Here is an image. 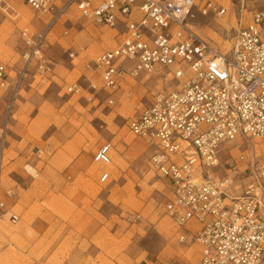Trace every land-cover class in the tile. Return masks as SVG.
I'll use <instances>...</instances> for the list:
<instances>
[{
  "label": "rangeland",
  "instance_id": "obj_1",
  "mask_svg": "<svg viewBox=\"0 0 264 264\" xmlns=\"http://www.w3.org/2000/svg\"><path fill=\"white\" fill-rule=\"evenodd\" d=\"M3 1L8 8L0 7V64L11 67V77L7 88L0 86V147L11 87L27 51L21 32H40L47 21L26 0ZM215 1L228 14L199 17L194 25L203 38L227 49L241 22L249 20L250 8L241 16L243 0ZM119 40L111 28L70 11L43 46L54 76L41 78L35 61L28 68L3 143L2 195L20 220L10 224L7 215L5 225L0 223V264H201L199 247L180 243L163 214L171 183L155 176L150 148L126 125L138 105L175 84L166 72L127 78L115 95L116 104L108 106L94 61ZM74 83L84 90L67 93ZM106 142L114 145L111 180L100 183L103 166L93 157ZM236 145L224 162L237 158L240 149L247 156L242 165L247 174L241 179L248 177L250 164L257 174L264 161V138H252L239 149ZM27 165L36 167L35 178L25 173ZM247 179L238 183L243 186ZM128 214L142 219L128 222Z\"/></svg>",
  "mask_w": 264,
  "mask_h": 264
},
{
  "label": "built area",
  "instance_id": "obj_2",
  "mask_svg": "<svg viewBox=\"0 0 264 264\" xmlns=\"http://www.w3.org/2000/svg\"><path fill=\"white\" fill-rule=\"evenodd\" d=\"M248 1L252 6L243 0L240 13L250 8L249 20L241 22L226 49L203 38L194 25L199 17L228 14L215 0H26L47 21L40 32H21L27 51L1 129L0 220L8 213L12 224L20 220L2 195L1 166L22 82L33 61L41 78L54 76L43 46L60 20L74 11L120 37L94 61L108 106L116 104L115 95L127 78L166 72L175 84L138 105L126 125L150 148L155 176L171 183V196L162 208L178 241L197 245L201 264H264V161L257 174L250 164L248 177L241 179L247 174L242 169L247 156L239 149L252 138H264V0ZM4 6L8 8L0 0ZM10 71L0 64L2 88L9 85ZM90 88L97 91L92 83ZM66 90L77 94L84 89L74 83ZM232 144H237L239 155L224 162ZM113 152L114 145L106 142L94 154L93 161L103 166L100 183L111 180ZM25 173L35 178L36 167L27 165ZM247 178L251 180L243 186L238 183ZM141 219L140 214L127 216L128 222Z\"/></svg>",
  "mask_w": 264,
  "mask_h": 264
},
{
  "label": "crops",
  "instance_id": "obj_3",
  "mask_svg": "<svg viewBox=\"0 0 264 264\" xmlns=\"http://www.w3.org/2000/svg\"><path fill=\"white\" fill-rule=\"evenodd\" d=\"M169 182H170V181H169ZM12 212H15V211L12 210ZM15 213H16V212H15ZM7 215H9V217H8V219H7L8 222H9L10 224H12V223L10 222V219H9V218H10V213H8V214H6L5 216H3L2 219L0 220L1 225H2V224L5 225V223H6V222H5V220H6L5 218H6ZM6 226H7V225H6Z\"/></svg>",
  "mask_w": 264,
  "mask_h": 264
},
{
  "label": "bare ground",
  "instance_id": "obj_4",
  "mask_svg": "<svg viewBox=\"0 0 264 264\" xmlns=\"http://www.w3.org/2000/svg\"><path fill=\"white\" fill-rule=\"evenodd\" d=\"M120 150H122V149H120ZM112 168L114 169V167L112 166ZM3 230V229H2ZM4 231V230H3ZM5 232V231H4Z\"/></svg>",
  "mask_w": 264,
  "mask_h": 264
}]
</instances>
